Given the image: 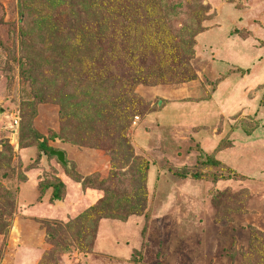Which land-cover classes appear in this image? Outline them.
I'll return each instance as SVG.
<instances>
[{
    "label": "rangeland",
    "instance_id": "rangeland-1",
    "mask_svg": "<svg viewBox=\"0 0 264 264\" xmlns=\"http://www.w3.org/2000/svg\"><path fill=\"white\" fill-rule=\"evenodd\" d=\"M143 1L168 13L163 31L154 18L145 28L153 39H187L201 11L207 19L192 72L174 74L184 80L136 88L129 105L141 113L127 137L141 161L126 165L63 141L61 102L40 101L44 73L22 61L65 52L84 72L87 58L108 53L91 39L108 24L81 20L77 3L0 0V264H264V0ZM73 12L83 46L58 48Z\"/></svg>",
    "mask_w": 264,
    "mask_h": 264
},
{
    "label": "trees",
    "instance_id": "trees-1",
    "mask_svg": "<svg viewBox=\"0 0 264 264\" xmlns=\"http://www.w3.org/2000/svg\"><path fill=\"white\" fill-rule=\"evenodd\" d=\"M61 1L77 3L72 10L76 11L75 7L78 8V16L81 20L96 21L98 19L96 27L98 30L102 28L99 27V21L102 26L108 24L112 30L109 35L103 37L96 31V34L91 36L94 47L99 51H102L101 44L108 42V53L106 55L105 52L102 53L99 61L97 57L96 59L94 57L87 58V69L84 72L82 70L83 59L76 60V57H66L65 52L60 54L54 51L52 56L48 54L43 63H38L32 58H24L22 61L23 64L25 62V67L28 70L33 72L38 67L44 73L38 75L40 79L37 81L30 79L31 84L35 81L36 84L44 83L41 102L50 99V96L57 102H61L60 117L61 120H64L65 125L61 124L63 126L60 135L63 141L90 149L103 150L111 155L112 160H115L114 155L118 154L119 157L126 158V165L131 160L134 161L133 164L138 163L137 161L141 160L135 156L131 141L127 137V131L132 126L134 116L141 113L137 109L134 111V108L132 109L129 105L132 97L135 99L138 97L136 88L140 85L167 84L175 78L180 70L191 73L189 59L194 53L195 37L204 29L201 21L207 18H204V12L201 11L197 15L200 16L198 23L200 28L195 32L188 31L187 39L183 38L176 42L177 39L174 36L172 39L164 36L166 39L163 40L158 37L153 39L146 34L145 28H152V24L155 23L153 18L156 23L161 25L158 32L167 28L165 23L168 21L166 16L168 13L164 17H156L157 11L151 13L148 11L151 10L148 9V5L146 10H142L141 6L146 1ZM133 6H136L138 11L135 14H130L129 17H124L127 9H133ZM160 14L161 10L157 15ZM75 17L76 12H73L72 19L70 16V20L67 22L70 26L69 32L56 44L58 48L62 49L73 45L79 46L77 49L80 50L83 46L79 43V37L84 36L80 30L82 25H75ZM136 20L139 22L136 23ZM54 23V27L58 28L59 22L56 20ZM105 37L108 39L106 40ZM170 43L173 44L169 45ZM79 67L81 69H78ZM85 74L88 75V78L85 77L86 79L83 80L82 77ZM57 76L63 77L66 84L57 80ZM168 78L170 79L166 80ZM174 80L184 79L175 78ZM59 93L63 97L60 98ZM262 103L264 104V97ZM34 134L37 135L40 149L46 155H50L53 149L48 145L47 139L37 132ZM51 138L55 139L57 135L53 133ZM206 163L221 165L209 158ZM53 186L54 193L61 195L62 184L57 181ZM93 208L95 209V207ZM86 218L87 216H80L78 219L85 220Z\"/></svg>",
    "mask_w": 264,
    "mask_h": 264
},
{
    "label": "water",
    "instance_id": "water-1",
    "mask_svg": "<svg viewBox=\"0 0 264 264\" xmlns=\"http://www.w3.org/2000/svg\"><path fill=\"white\" fill-rule=\"evenodd\" d=\"M51 155L56 157L61 163L66 164V153L62 150H52Z\"/></svg>",
    "mask_w": 264,
    "mask_h": 264
}]
</instances>
